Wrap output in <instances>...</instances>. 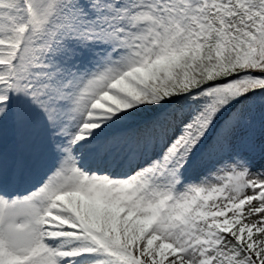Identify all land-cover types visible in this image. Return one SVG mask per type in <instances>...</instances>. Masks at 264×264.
Returning <instances> with one entry per match:
<instances>
[{
	"label": "snow or ice",
	"instance_id": "1",
	"mask_svg": "<svg viewBox=\"0 0 264 264\" xmlns=\"http://www.w3.org/2000/svg\"><path fill=\"white\" fill-rule=\"evenodd\" d=\"M0 264H264V0H0Z\"/></svg>",
	"mask_w": 264,
	"mask_h": 264
}]
</instances>
